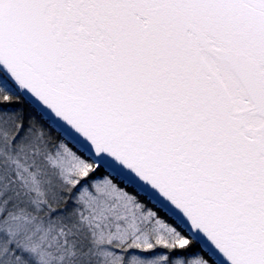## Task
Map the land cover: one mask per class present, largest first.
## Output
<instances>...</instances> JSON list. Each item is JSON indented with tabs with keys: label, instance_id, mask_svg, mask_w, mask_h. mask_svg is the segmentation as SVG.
<instances>
[{
	"label": "snow or ice",
	"instance_id": "snow-or-ice-1",
	"mask_svg": "<svg viewBox=\"0 0 264 264\" xmlns=\"http://www.w3.org/2000/svg\"><path fill=\"white\" fill-rule=\"evenodd\" d=\"M0 264H264V0H0Z\"/></svg>",
	"mask_w": 264,
	"mask_h": 264
}]
</instances>
